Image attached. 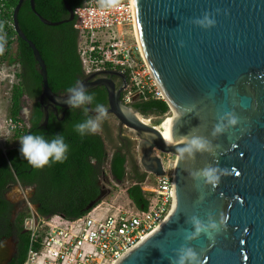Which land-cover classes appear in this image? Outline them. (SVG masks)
Here are the masks:
<instances>
[{
	"label": "water",
	"instance_id": "95a60500",
	"mask_svg": "<svg viewBox=\"0 0 264 264\" xmlns=\"http://www.w3.org/2000/svg\"><path fill=\"white\" fill-rule=\"evenodd\" d=\"M23 1L13 8V30L37 64L41 126H45L49 108L54 113L58 107L68 108L66 93L50 90L39 52L18 27L16 17ZM61 1L68 17L50 22L28 0L32 13L47 26L73 21L71 7ZM205 11L216 23L209 28L193 24ZM132 13L149 71L168 108L179 112L172 122L170 142L164 141L155 125L134 116L138 111L121 104L111 76L124 79L122 72L100 70L84 76L82 84L86 89H105L107 115L116 119L119 132L128 128L138 140L137 161L145 172L163 174L162 161L154 151L176 157L175 204L166 220L116 264H170L181 246L195 250L199 264H264V0H132ZM85 107L94 114L90 105ZM227 112L237 117V123L214 134L215 125L226 124ZM196 137L207 142L205 148L191 144ZM208 167L217 168L215 184L201 175ZM101 198L98 195L85 209ZM210 215L226 218L219 232L209 238L202 231L185 239L195 232L193 216L206 223ZM12 255L11 239H0V264H7Z\"/></svg>",
	"mask_w": 264,
	"mask_h": 264
},
{
	"label": "trees",
	"instance_id": "16d2710c",
	"mask_svg": "<svg viewBox=\"0 0 264 264\" xmlns=\"http://www.w3.org/2000/svg\"><path fill=\"white\" fill-rule=\"evenodd\" d=\"M18 0H0V44L4 52L0 53V60L7 64L16 65L14 81L8 90V117L19 119L21 111L30 104V113L27 118L28 127L23 134H10L11 147L3 157L0 151V217H5L4 224H0V238H15V253L7 264H21L25 258L29 235L23 228V221L27 216L28 208L20 212L13 224L9 222L8 202L1 194L5 185L4 177L10 184L33 185L35 190L27 202L35 207L40 216L59 214L72 219L84 215L89 210L86 206L94 201L98 194L97 181L102 175L101 165L107 149L105 142L111 141V132L106 121L95 134L81 137L73 125L84 120L90 114L82 108L67 109L62 120L61 110L58 116L49 111L47 123L43 122V111L38 97L41 92V79L37 64L27 44L17 37L12 23V11ZM73 10L80 0H65ZM35 11L50 22H56L68 17L61 0H33ZM18 27L24 36L30 40L46 68L47 85L57 94H65V89L84 77L77 53V31L73 22L62 23L57 26L42 24L32 13L28 0H24L17 13ZM16 43L12 55L10 45ZM95 102L107 107L106 93L102 88L94 90ZM94 104H90L93 110ZM130 108L138 111L142 116H162L168 111V106L161 100H134ZM58 117V118H57ZM159 123V122H158ZM157 123V124H158ZM156 124V125H157ZM42 134L51 138L55 133H61L69 144L67 159L63 163L45 165L42 168H33L26 159L19 154V138L26 133ZM107 173L115 182H121L126 176L128 166L127 152L123 144L120 147L112 146ZM129 150V146L127 147ZM5 178V179H6ZM131 178V183L124 188L128 200L136 207L146 206L145 193L138 183L144 180L143 176ZM96 202L94 206L97 204Z\"/></svg>",
	"mask_w": 264,
	"mask_h": 264
},
{
	"label": "built area",
	"instance_id": "2783aa9c",
	"mask_svg": "<svg viewBox=\"0 0 264 264\" xmlns=\"http://www.w3.org/2000/svg\"><path fill=\"white\" fill-rule=\"evenodd\" d=\"M72 11L73 28L78 34L77 53L84 76L104 69L125 74L126 84L120 102L126 107L134 100L165 102L136 39L132 45L124 40L131 32L134 37L132 0H80ZM9 26L13 28V23ZM114 29L119 31L116 33ZM168 111L163 116L168 115ZM27 127L23 117H7L2 131L5 135L23 134ZM3 141L0 131L2 153L5 151ZM160 159L163 174L153 175L150 185L147 179L138 183L145 193L144 208L101 201L84 215L69 219L59 214L40 216L28 204L23 228L29 239L21 264H116L155 231L173 209V165L167 156ZM130 183L131 179L125 176L122 186L125 188Z\"/></svg>",
	"mask_w": 264,
	"mask_h": 264
},
{
	"label": "clouds",
	"instance_id": "9594fccd",
	"mask_svg": "<svg viewBox=\"0 0 264 264\" xmlns=\"http://www.w3.org/2000/svg\"><path fill=\"white\" fill-rule=\"evenodd\" d=\"M216 11L219 12V9ZM192 23L202 28H209L216 21L208 11H205L202 17L193 19ZM65 92L66 98L64 99V103L69 109L82 108L87 113L88 109L85 106L94 104V114L90 116L86 115L84 120L75 123L73 125L74 131L81 137L97 133L101 129L103 122L107 119V107L99 102L94 103V94L88 91L79 80L69 85L65 89ZM225 116L227 117L226 124L215 125L214 134L222 133L227 127L237 123V117L233 113L227 112ZM191 144L197 149H202L206 147L207 142L203 138L196 137L191 139ZM68 151L69 144L65 141V137L61 133H55L51 138H45L42 134H33L30 132L19 138V154L33 168H42L45 165L57 162L63 163L67 159ZM183 151H189V149L184 148ZM201 175L212 184L217 183L219 180L216 167H208L202 170ZM225 219L223 216L212 218L210 215L205 223L198 217L193 216L191 222L195 226V232L188 234L185 239H190L202 231L207 237L211 238L224 227ZM170 264H199V256L191 247L181 246L177 249L175 257L170 258Z\"/></svg>",
	"mask_w": 264,
	"mask_h": 264
},
{
	"label": "rangeland",
	"instance_id": "374dc122",
	"mask_svg": "<svg viewBox=\"0 0 264 264\" xmlns=\"http://www.w3.org/2000/svg\"><path fill=\"white\" fill-rule=\"evenodd\" d=\"M122 30L123 29H121L120 31H122ZM113 31L117 33V31H119V29H114ZM124 40L128 44L132 45V42L133 43L135 42V38L133 37V33L131 32V34H127V36L124 38ZM10 47H11L10 53L13 55L15 52L16 43L13 41L12 44L10 45ZM4 48L5 47L3 46V44H0V53L4 52ZM17 71H18V67L16 65H10V64H7L5 62V60L4 61L0 60V131H1L2 140H4L2 142V144H3L5 151H7L11 147V145L14 143V142H12L13 137L11 138L10 134L5 135L4 131H2V127L4 125L5 118L8 117V96H9L8 90L10 88V83L13 82L15 79L14 78V72H17ZM9 81H11V82H9ZM27 103H29V102L27 101ZM25 106H27V104ZM21 117H23V119L27 122V110L25 109V107L21 111ZM145 117H147V118L153 117L150 121V124L156 125L159 122V120L161 118H163V115L162 116L148 115ZM106 122L109 125L110 132L112 135L111 141L105 142V148L107 149V151L109 153L111 151L110 147H112V146L120 147L122 145V143H120L116 138V129H117L116 119L113 116L109 115L106 119ZM120 132L122 134V139H124V140H126V142H128L130 156L132 157V159L134 161H137V143H138V140L135 138V136L132 134V132L129 131L128 128L122 127ZM171 157H173V156H171ZM170 164H171V162H170ZM99 181L101 182V184L103 186H105V188H108L110 190V193L108 195H103L102 198L98 201V203H100L101 201H103V202L105 201L106 203L111 204V205H121L124 207L134 206L132 203H129V200L125 194V190H123L124 189V186H122L123 180L121 182L113 181L111 179V177L109 176V174L107 173V170H106L99 177ZM147 181L149 182V184H147V185H150V183H152L151 178L147 179ZM8 194H9V197L13 200H22V198L27 195V189L20 191L19 189L13 188L9 191ZM34 209H35V207H34Z\"/></svg>",
	"mask_w": 264,
	"mask_h": 264
},
{
	"label": "flooded vegetation",
	"instance_id": "af4514ba",
	"mask_svg": "<svg viewBox=\"0 0 264 264\" xmlns=\"http://www.w3.org/2000/svg\"><path fill=\"white\" fill-rule=\"evenodd\" d=\"M118 71V70H117ZM84 80V77L81 79V82ZM111 80L113 81V85H114V88H115V91H119V98L121 96V92H122V89L123 87L125 86L126 84V76L123 78L119 77V76H111ZM95 88H102L104 89L102 86H92L90 88H88L87 90L94 93V90ZM105 91V89H104ZM106 93V92H105ZM106 101H107V98H106ZM32 103V101H29V103H27V106H25V109L27 110V118L29 116V113H30V104ZM44 104H47V101L44 100ZM69 108V107H68ZM67 108V109H68ZM61 110L60 112V117L58 118L59 120H62L63 117H64V112L65 110L67 109H64V108H60L58 107L57 108V113H54L53 109L52 108H49V111H52L54 113L55 116H58V110ZM109 115H107L108 117ZM112 116V115H111ZM167 117V116H166ZM106 121V120H105ZM116 138L117 140L123 144V146L125 147V150L127 152V157H128V171H126V176H128L129 178L132 177V178H136V177H141L143 176L144 179H149V178H153V175L150 174V173H147L143 170V168L141 167V165L139 164L138 161H134L132 159V157L130 156V152L129 150L127 149L128 147V142H126V140L122 139V134L121 132H119V129L117 127L116 129ZM1 151V150H0ZM154 154H156L157 156L161 157V156H167V155H162V154H159L158 152L154 151ZM6 155V151H4L2 153V156L4 157ZM110 155H111V151L108 153V151H106V154H105V157L107 156V160L105 161V158H104V163L101 165V169H102V173L103 174L107 168H108V164H109V158H110ZM169 161L171 162V164L173 165V168H174V165H175V162H176V157L173 156H167ZM140 169H139V168ZM173 172V171H172ZM4 177V181L6 182L5 185L3 186V189L1 191V194L2 196L4 197V199L8 202V206H10L9 208V212H8V219H9V222L11 224H13L18 216V214L20 212H22L23 210H25L28 206V202L27 200L29 198L32 197L33 193H34V190H35V184L33 185H20L19 183H14V184H10L8 182V178ZM112 179V178H111ZM131 179V178H130ZM113 180V179H112ZM114 181V180H113ZM97 187H98V195H108L110 193V190L108 188H105V186H103L101 184V182L97 181ZM13 188H16V189H19L20 191H23V190H26L27 189V195L25 197L22 198V200H13L9 197V191ZM5 217H0V224H4L5 222ZM0 239H7V238H4V237H1ZM11 239V242L13 244V255L15 253V238L12 237L10 238ZM12 255V257H13Z\"/></svg>",
	"mask_w": 264,
	"mask_h": 264
},
{
	"label": "bare ground",
	"instance_id": "6f19581e",
	"mask_svg": "<svg viewBox=\"0 0 264 264\" xmlns=\"http://www.w3.org/2000/svg\"><path fill=\"white\" fill-rule=\"evenodd\" d=\"M134 30H135V25H134ZM134 37H135L136 42L138 44V47L140 49V46H139V43L137 40V36H136V31H134ZM141 55H142V53H141ZM168 110H169L168 115L163 116L164 119L161 118L159 120V123L157 125H155V128L161 132L162 137L166 143L170 142V140L172 138V132H171L172 122L175 118H177L179 116V112L176 110L175 107L170 106V108ZM124 113L129 115V114H131V111L124 110ZM134 116H136L141 122H143L145 124H150V121L153 118V117L152 118L143 117L142 115H140L138 113L135 114ZM129 131H131V130L129 129ZM174 204H175V198H174Z\"/></svg>",
	"mask_w": 264,
	"mask_h": 264
},
{
	"label": "crops",
	"instance_id": "0c3cea01",
	"mask_svg": "<svg viewBox=\"0 0 264 264\" xmlns=\"http://www.w3.org/2000/svg\"><path fill=\"white\" fill-rule=\"evenodd\" d=\"M128 170V166L126 167V171ZM145 180V179H144Z\"/></svg>",
	"mask_w": 264,
	"mask_h": 264
}]
</instances>
